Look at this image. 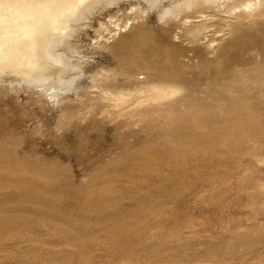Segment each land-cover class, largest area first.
Instances as JSON below:
<instances>
[{
    "label": "rangeland",
    "instance_id": "1",
    "mask_svg": "<svg viewBox=\"0 0 264 264\" xmlns=\"http://www.w3.org/2000/svg\"><path fill=\"white\" fill-rule=\"evenodd\" d=\"M123 1L99 6L72 38L89 60L79 77L82 99L68 91L54 100L30 82L2 89L0 264H264V19L238 31L218 20L214 34L210 26L206 41L196 42L200 55L206 42L214 40L210 50L230 46L231 61L244 66L225 84L206 79L224 67L210 68L201 57L192 67L198 77L206 73L204 102L223 97L221 108L240 117L164 120L137 114L150 104L122 106L119 92L130 82L118 79L116 97L89 82L94 69L115 67L96 40L107 26L118 30L117 22L114 40L128 31L134 13ZM197 9L190 20L216 21L215 10ZM147 10L136 19L157 34L166 29V43L196 45L188 26L177 29Z\"/></svg>",
    "mask_w": 264,
    "mask_h": 264
},
{
    "label": "bare ground",
    "instance_id": "2",
    "mask_svg": "<svg viewBox=\"0 0 264 264\" xmlns=\"http://www.w3.org/2000/svg\"><path fill=\"white\" fill-rule=\"evenodd\" d=\"M119 1L121 2L123 0H0V98L2 97V92L6 91L2 90L4 85L9 83L8 87H10V85H13L12 82H17V84L19 82H25L26 85L27 82L34 83L40 88L39 90L42 94H46V97L50 96L58 101L62 100L63 94L68 91H72L76 96L81 95L85 85L79 77L84 75V67L88 64L89 60L85 59L84 56L78 52L79 50L77 51L78 48L76 49L77 46H75L72 38L74 39V36L77 35L82 26L87 25L85 24L86 21H88L87 18H90L92 16L91 14L95 12L97 8H100L99 6L102 8L103 6L106 7V5H117ZM125 1L129 4L130 7L128 8L130 11H133L134 16L132 15L131 17L133 18H129L131 19V22H129L131 25L129 29H127L128 31H126L127 23H123V28H125L126 32H123L122 39L119 42L116 41L119 39L114 40V35L118 30H121L117 21V23L115 22L116 24H114L118 30L114 29L115 31H112L113 28L107 29L108 26L105 29L106 31H102L100 28H105L103 27L104 21H99L100 28H98V31L101 30L103 33L105 32L106 36L104 35L105 33H99V35L97 33L99 40L95 38L98 42V47L101 46L102 49L104 48L109 52L110 56H113V58L115 57V61L113 59L115 67L108 69L100 66L94 69L93 72L90 71L92 72L90 73V77L88 76L89 73H85L88 78L91 79L89 82H92V85H94V87L96 86L98 90L92 87L90 83V85H88L94 88L98 93L100 92L101 95L110 96L115 95L114 92L118 88L117 84L122 86L120 85L121 83H118L119 78L122 82L124 80V83H126V81H128L127 83L130 82L131 84H128L131 85L129 87L130 90L128 89V91L123 92L122 89L119 95H121L123 99L120 98V96V99H118L121 102L123 100L122 104L127 101L139 107L148 104L152 105V110L139 109L137 114L141 117H153L164 120H185L200 118L205 113L223 116L224 118L240 117L238 113L232 114L230 112L231 109L221 108V100H226L223 97H213L212 102L214 103L207 104L204 102L203 85L206 83V73L204 77L202 76L203 79H201V76L200 78L195 75L192 71V67L199 65L202 61L200 59L201 57L203 62L210 68H220L221 71V68L224 67L223 71L221 73L219 72V78H216L213 74L214 77L207 76L208 78L206 77V79L209 81L221 82L222 79L225 84V80L228 81L236 76V74H238L237 71L239 72L244 66H239V69L238 63L231 61L229 56L230 46H222L219 44V46H217L218 48L212 47L213 49L211 48L210 50L212 42L214 41L211 39L213 40L212 42L201 44L205 47V50L203 51L204 55H200L198 51L200 46L198 44L201 43V38H205L204 40L206 41L207 31L210 26H214V24L218 27L219 25L221 26L220 20L225 22L223 24L227 25L229 29L232 28L231 31H234L237 29L239 30V27L256 17L264 19V0ZM201 6L210 8L212 12L215 10L217 19H214L215 16H213V14L212 16L213 20L216 21L209 22L206 20V22L201 18L202 21L196 22L192 21V16L190 20L189 14L194 13L191 12L188 14V12L196 10ZM150 8L156 9L155 14L157 18L162 20L165 24L171 22L175 24V26H178L177 29L184 28L183 25H186L185 27L188 26L185 28L186 30L184 32L195 43L199 42L196 43L197 46L194 42V45H190V48L171 44V41L170 43H166L164 38L166 29L163 27L160 28V34H157L155 32L158 31L154 32L148 24L136 19L139 16L142 18V14ZM200 10L197 9V12H202L199 14L200 17H205L206 15H203V13L205 14V12H203L204 8H200ZM133 13L131 12V14ZM89 15L91 16L89 17ZM207 15H209V13ZM212 16L210 15V19H212ZM196 19L198 18L194 20ZM111 21L112 20H110V22ZM165 24L164 26H166ZM179 25L182 27L180 26L181 28H179ZM170 26L173 27L171 24ZM213 26L211 27L213 29H210V31L215 30L214 28L216 26ZM169 32L171 33V31ZM209 33L213 32L211 31ZM249 37V35H245L246 40ZM113 40L115 42H112ZM257 43L259 44V42ZM242 46L240 48H243ZM250 49L249 51L252 52L251 50H253L252 53L254 54V48ZM245 50H247V53L248 48ZM250 52L249 54L251 55ZM239 60L241 59L239 58ZM207 71H209V69ZM216 73L218 72L216 71ZM85 84L87 83L85 82ZM94 89H92V91ZM119 90H121V88H118V91ZM90 92L91 91L88 93ZM97 92L93 93L94 95L92 97L97 96ZM88 93H85V95ZM91 94L92 93H90V96ZM82 96L83 95H81L80 98ZM116 96L117 95H115V97ZM128 103L125 102L122 106L128 105ZM71 110H73L72 107ZM68 111L67 109L66 113H69ZM62 112L64 111L62 110ZM60 116L61 115H59V117Z\"/></svg>",
    "mask_w": 264,
    "mask_h": 264
}]
</instances>
